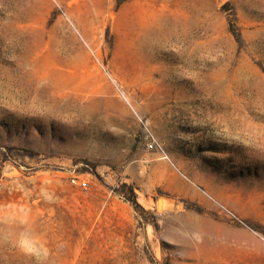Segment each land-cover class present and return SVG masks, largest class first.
Wrapping results in <instances>:
<instances>
[{"label": "rangeland", "instance_id": "obj_1", "mask_svg": "<svg viewBox=\"0 0 264 264\" xmlns=\"http://www.w3.org/2000/svg\"><path fill=\"white\" fill-rule=\"evenodd\" d=\"M0 264H264V0H0Z\"/></svg>", "mask_w": 264, "mask_h": 264}, {"label": "built area", "instance_id": "obj_2", "mask_svg": "<svg viewBox=\"0 0 264 264\" xmlns=\"http://www.w3.org/2000/svg\"><path fill=\"white\" fill-rule=\"evenodd\" d=\"M147 136V141H146V148L148 151H151V152H161V146L159 145V143L157 142V140L149 133L147 132L146 134ZM71 184L74 185V186H77L81 189H86L87 188V183L84 182V181H79L75 178H72L70 180Z\"/></svg>", "mask_w": 264, "mask_h": 264}, {"label": "bare ground", "instance_id": "obj_3", "mask_svg": "<svg viewBox=\"0 0 264 264\" xmlns=\"http://www.w3.org/2000/svg\"><path fill=\"white\" fill-rule=\"evenodd\" d=\"M171 28H170V32H171ZM162 31V30H161ZM158 32V31H157ZM153 33V32H152ZM151 33V30L149 29V27H144L143 29H142V31H141V37L143 38V39H145V44L147 45V46H151L152 44L153 45H155V46H157L158 47V42H156V40L158 39V33L157 34H154V42L152 43L151 41H153V40H151V36L153 35ZM167 33V32H166ZM156 36H157V39H156ZM153 39V38H152ZM157 43V44H156Z\"/></svg>", "mask_w": 264, "mask_h": 264}, {"label": "trees", "instance_id": "obj_4", "mask_svg": "<svg viewBox=\"0 0 264 264\" xmlns=\"http://www.w3.org/2000/svg\"><path fill=\"white\" fill-rule=\"evenodd\" d=\"M230 31L235 37L238 36L237 35L238 34L237 29H236V27L234 25H230ZM129 202L131 203V205L133 206V208L135 210H138V209L141 208L140 205L136 202L135 198H132V200H130Z\"/></svg>", "mask_w": 264, "mask_h": 264}, {"label": "crops", "instance_id": "obj_5", "mask_svg": "<svg viewBox=\"0 0 264 264\" xmlns=\"http://www.w3.org/2000/svg\"><path fill=\"white\" fill-rule=\"evenodd\" d=\"M155 167L156 168H159V167H161V169H166V167H165V163H162V162H159V161H157L156 163H155Z\"/></svg>", "mask_w": 264, "mask_h": 264}, {"label": "water", "instance_id": "obj_6", "mask_svg": "<svg viewBox=\"0 0 264 264\" xmlns=\"http://www.w3.org/2000/svg\"><path fill=\"white\" fill-rule=\"evenodd\" d=\"M159 206H160V203H159Z\"/></svg>", "mask_w": 264, "mask_h": 264}]
</instances>
